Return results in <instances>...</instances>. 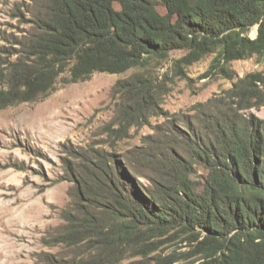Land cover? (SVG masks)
<instances>
[{"label": "trees", "instance_id": "16d2710c", "mask_svg": "<svg viewBox=\"0 0 264 264\" xmlns=\"http://www.w3.org/2000/svg\"><path fill=\"white\" fill-rule=\"evenodd\" d=\"M23 15L0 64V109L132 70L113 92L125 120L142 123L166 84L157 67L171 61L182 75L213 53L212 67L234 78L232 61L264 56V0H28ZM241 81L144 145L69 148L64 264H264V117L243 112L264 105V76Z\"/></svg>", "mask_w": 264, "mask_h": 264}, {"label": "rangeland", "instance_id": "374dc122", "mask_svg": "<svg viewBox=\"0 0 264 264\" xmlns=\"http://www.w3.org/2000/svg\"><path fill=\"white\" fill-rule=\"evenodd\" d=\"M27 4L28 0H0V64L12 57L16 48L12 41L27 25L23 15ZM257 34L255 24L250 36ZM183 54L175 51L172 57ZM214 57L211 53L186 66L182 75L172 71L171 61L157 67L166 84L158 106L142 123L125 120L121 99L113 92L117 80L132 70L96 72L86 81L59 86L43 100L0 109V264H64L73 255L72 248L56 238L73 184L66 174L68 159H72L69 148L80 151L94 144L123 153L155 139L167 128L169 118L192 115L202 103L226 94L235 83L246 85L241 81L246 75L264 76V56L232 61L234 78L212 67ZM256 86L263 87L258 81ZM243 112L264 117V105ZM137 259L130 257L120 264Z\"/></svg>", "mask_w": 264, "mask_h": 264}]
</instances>
